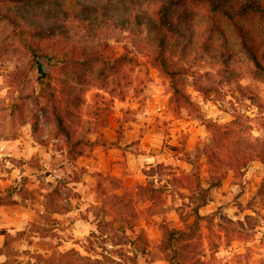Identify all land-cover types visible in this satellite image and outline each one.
<instances>
[{
  "label": "rangeland",
  "instance_id": "1",
  "mask_svg": "<svg viewBox=\"0 0 264 264\" xmlns=\"http://www.w3.org/2000/svg\"><path fill=\"white\" fill-rule=\"evenodd\" d=\"M244 1L229 0L235 7ZM165 2L41 0L3 7L0 153L9 140H18L22 151L0 155V198L10 201L17 193L29 215L18 214L23 230H3L0 264H264V165L254 161L242 175L225 170L216 185L221 174L202 155L212 139L207 122L227 124L235 110L251 118L255 135L264 133L258 125L264 110L250 100L256 95L264 103V76L254 71L231 25L229 48L215 36L208 50L204 9L179 4L165 24L174 30L169 56L190 71L184 90L195 110L176 104L170 80L145 55L156 46L152 31L164 17L152 20ZM19 24L27 39L17 37ZM249 28L264 45V22ZM41 39L52 58L41 60L54 74L51 87L29 69L35 54L24 45ZM105 43L107 64L123 54L130 60L109 71L106 84L97 77L102 62L93 71H55L53 62L65 59L69 45L102 51ZM51 92L72 145L80 142L74 152L68 153L46 102ZM37 95L44 96L36 101ZM148 184L161 194L154 204L140 195ZM199 186L209 200L198 209ZM165 226L188 236L163 250Z\"/></svg>",
  "mask_w": 264,
  "mask_h": 264
},
{
  "label": "trees",
  "instance_id": "2",
  "mask_svg": "<svg viewBox=\"0 0 264 264\" xmlns=\"http://www.w3.org/2000/svg\"><path fill=\"white\" fill-rule=\"evenodd\" d=\"M38 2H41V0H0V13L2 12L3 7L6 5L9 6L10 3L33 5ZM179 4H182L185 8L200 7L204 9L208 24L207 38L204 43L208 47V50L212 47L211 42L215 36L220 37L221 40H223L226 49L229 48V38L227 36L226 25H231L240 39L242 51L247 56L254 71L264 76V51L262 50V46L264 45L263 42L257 40L256 36L249 28L251 22H264V0H245L237 7L230 4L229 0H166L160 10L155 12L152 20L156 23L155 18L157 19L158 16L164 17H158V25L156 23L154 30L152 31L153 40H155L154 42L156 43V46L152 47L148 52H145V55L146 57L151 58L153 65L159 70V72L163 73L170 80V86L173 90V98L176 104L182 107H187L190 113L195 110V104L191 101L190 95L184 90L186 75L190 71L188 68L179 66L176 62H172L173 60L169 56L171 51L169 38L174 30L165 27V24H169V19H167L168 10ZM4 17L10 18L7 14ZM10 19L18 22L17 17L11 16ZM19 31H21V33L17 37L20 36L21 39H27L25 37H27L29 31L26 30L25 27H21V25L19 26ZM60 42L66 41L63 39ZM24 43L25 46H30L29 49L31 53L35 54L30 61L29 69H36L39 74L37 79L38 82L48 84V87H51L48 80L53 79L54 74L47 72L45 65L41 61L46 59L48 62H52V58H50L49 54L45 51V46H48V44H46L43 39L39 40V42L29 41ZM77 46L78 45L75 44L69 45L67 52L64 54L65 59L60 60L57 63L53 62V67L56 68V72L65 73L68 69L78 67H89L92 70L96 63L102 62L103 65L99 70L97 77L100 79L101 84H106L107 79L110 76L109 71H115L119 69L120 66L130 62L127 55L123 54L120 57L115 58L111 63L109 61L110 64H107L108 59L105 58V50L109 49L107 43L103 45L102 51L95 49L89 50L88 48L82 49ZM140 51L143 53V50ZM56 64H60V66L58 67ZM63 81L66 80L63 79ZM200 91L202 92L205 90L201 89ZM43 96L37 95L36 101ZM46 96V102L53 108L52 116L57 124V128L63 133L69 147L68 153L74 152L78 149L77 147L80 142L78 141L74 146L72 145L74 141L73 134L68 130L67 118L66 116H63L61 112V104L57 100V95L56 93L51 92ZM250 100L253 105L256 106L258 111H260V114H262L261 111L264 110V103L261 102L259 97L252 95ZM47 107L42 108L44 113H47ZM65 111L66 110L64 109L63 112L65 113ZM252 124L253 121L249 116H245L241 111L237 110H235L233 114V120L227 124L222 125L215 122H207L206 126L211 131L212 139L203 149L202 155L206 158V163L210 165L211 170L222 175L217 178L216 185L221 183L225 170H232L235 174L242 175L243 171L254 161H260L264 165V133L259 136L255 135ZM258 125L260 128H264V117L259 116ZM82 151L83 150H78L77 155L82 156ZM139 191L141 196L147 197V195H149V200L152 204L161 199V194L152 184L140 186ZM200 193V202L197 205L198 209L205 206L209 200L208 191L206 189L200 187ZM17 203L18 202L13 198L11 200V197L10 201L9 198H0V205H14ZM197 216L200 217L199 214ZM165 229L166 237L161 245L163 250L170 249L174 241H180L188 236L185 232L174 229L170 230L166 226ZM8 245L9 243L6 240L4 246L7 247Z\"/></svg>",
  "mask_w": 264,
  "mask_h": 264
},
{
  "label": "crops",
  "instance_id": "3",
  "mask_svg": "<svg viewBox=\"0 0 264 264\" xmlns=\"http://www.w3.org/2000/svg\"><path fill=\"white\" fill-rule=\"evenodd\" d=\"M7 144V149L6 152L0 153V155H8L10 157L15 156L16 152L14 151H22L21 148L18 146L20 142L18 140L16 141H6ZM16 149V150H15ZM26 159V158H25ZM25 168V167H24ZM18 170V173L21 174L23 171L21 169H16L13 170V173ZM47 176H52L51 174H47ZM12 179H15V177H12ZM14 199L19 201L17 204L14 205H0V222L2 224L0 225V237H3V230L7 229L9 231L13 230H23L24 227L18 226L19 221L23 222L22 218L18 214H25L26 216L29 215V213L26 211H22V205L20 204V200L18 199V194L14 193Z\"/></svg>",
  "mask_w": 264,
  "mask_h": 264
}]
</instances>
